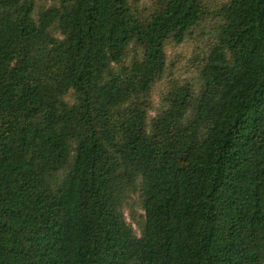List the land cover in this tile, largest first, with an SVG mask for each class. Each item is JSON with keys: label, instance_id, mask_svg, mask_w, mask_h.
Here are the masks:
<instances>
[{"label": "trees", "instance_id": "obj_1", "mask_svg": "<svg viewBox=\"0 0 264 264\" xmlns=\"http://www.w3.org/2000/svg\"><path fill=\"white\" fill-rule=\"evenodd\" d=\"M0 264H264V0H0Z\"/></svg>", "mask_w": 264, "mask_h": 264}, {"label": "rangeland", "instance_id": "obj_2", "mask_svg": "<svg viewBox=\"0 0 264 264\" xmlns=\"http://www.w3.org/2000/svg\"><path fill=\"white\" fill-rule=\"evenodd\" d=\"M209 44H210V40L207 39V40H205V41H203V42L201 43V46L204 47V48L206 49V47H207ZM176 50L180 51V53H181L182 55H184V56L187 58V56H189V54H190L191 51L193 50V49H192V44H191L190 42H187V43H185V44L183 45V47H180V48H178V49H176ZM206 50H207V49H206ZM170 53H171V52H169L168 54H170ZM180 65H181V66L178 65V67L181 69V73H182V75L179 76V79H180L181 81H187V80L191 81V80L188 79L186 76H184L185 74H183V73H184V70H185V69L183 68L182 64H180ZM185 71H186V70H185ZM162 91H163V82H160V83H158V84L155 85V87H154V89H153V92H152V95H151V99H152V102H153V104H154L155 107L158 105V100H159V97H160ZM152 115H153V113H151V116H152ZM123 212H124V216H125V218H126V222H127V223H130V221H129V211H128V209L125 208ZM132 226H133V228L136 230V227H135L134 225H132Z\"/></svg>", "mask_w": 264, "mask_h": 264}]
</instances>
